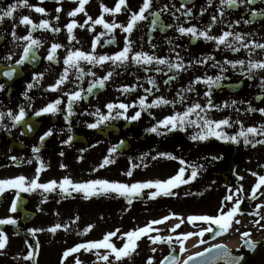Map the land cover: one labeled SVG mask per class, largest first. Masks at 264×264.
I'll return each instance as SVG.
<instances>
[{"label": "flooded vegetation", "instance_id": "flooded-vegetation-1", "mask_svg": "<svg viewBox=\"0 0 264 264\" xmlns=\"http://www.w3.org/2000/svg\"><path fill=\"white\" fill-rule=\"evenodd\" d=\"M116 3L117 0H88L85 5L87 15L81 12L70 17L68 13L78 6L77 0H60L59 3L57 0H27V4H24L23 0H0V8L5 10L10 4L17 5L13 16L6 17L0 22V84L4 85L0 90V112L11 111L16 114L23 105L27 113L25 120L33 125L32 131L29 132L24 122L12 127V121L7 116L0 122L4 125L0 127V180L24 176L26 178L24 187H30L31 180L37 177V169L40 168L37 183L57 182V186L51 191L42 188L22 191L6 187L0 194V220L16 221L14 224H0V233L6 237L5 247L0 249V264H69V258L63 256L66 250L81 243L102 240L110 226L123 220L124 224L115 229L121 238L122 234L126 233V220L129 227L139 224L145 217L151 219L150 221L158 220L161 215L157 213L164 210L168 211L167 215L171 219L181 217L183 212H188L191 216H216L220 205L219 183L227 174L228 163L229 177L236 176L234 159L240 160L243 152L238 153L237 147L228 143L231 147L229 160L222 167V159L214 160L212 157H222L223 140L216 137H209L207 140L191 139L202 131L197 124H186L183 130L177 128L172 131L161 127L158 129L161 133L159 135L147 129L156 126L168 116L183 113L195 103L207 105L209 97L205 93L209 91L208 86L203 82L194 84L193 81L197 77L215 78L217 75L224 77L219 86L211 89L210 96L212 104L220 107L206 113L200 112V115L214 121L229 119L231 126L222 127V131L228 136H233L230 131L236 129V121L240 119H237L238 116H250L253 113L262 115L259 111L248 112L247 109L249 105L254 109H264V87H261L264 70L251 73L252 78H249L242 74L239 65L233 69L224 61L244 60L246 72L248 60L264 61V49L253 48L249 56V49L243 47L238 52H233L224 45L217 48L215 41L193 39L189 35L182 36L176 30V25L184 27L195 25L198 29L205 30L212 24V17L217 16V22L212 25L210 35L219 36L224 31H232L242 34L246 44L251 45L253 42L264 44V14H260L264 13V0H256L254 4H239L235 8L225 6L222 17L219 14L220 0H212L211 5L208 0H190L186 5L192 10V16L189 18L181 12H176L175 17L170 14L181 7V0H154L151 9L145 12L147 19L140 21L130 36L120 28L109 32L103 25L93 24V21L101 16L102 4L111 9ZM142 3L143 0H127L128 10H122L114 15L104 13V19L107 23L126 25L131 12L138 11ZM165 4L169 6L170 11L162 13L160 21L163 25L172 24L173 27L161 30L157 25L155 30H152L153 17L150 13L159 11ZM173 4L175 8L172 7ZM33 6L44 8L45 13L36 12ZM57 8H61V11L57 12ZM202 8L206 9L203 15ZM253 11L258 15L253 17L251 15ZM25 16L36 25L48 20L49 28L37 27L32 30L33 38L40 41V47L34 49L36 59L35 61L29 59L23 65L16 66L15 62L20 59L26 44V41L20 38L28 35L31 28V25L20 23L21 18ZM89 16L92 20H88ZM246 19L251 22L244 23ZM72 21H75L77 27L72 32L74 39L70 40L66 25ZM236 21L240 23L236 24ZM52 29L59 31L54 32ZM126 36L132 42L130 56L136 52H145L175 60L178 52L185 64H190V67L186 71L176 73L167 72V69L161 66L164 71L157 73L154 70L155 65L145 72L143 67L135 65L131 60L126 66L120 67L110 61L103 65H93L81 60L79 69L64 64L69 51L80 50L97 57L114 55L123 49ZM231 39L232 37H229V40ZM109 40L114 42L107 43ZM169 40L172 41L175 51L171 50ZM54 43L62 47L55 53L56 60L50 62L46 57ZM239 46L240 42H234L233 47ZM9 54L12 55V59H4ZM208 56L214 59L203 64L197 63L201 58ZM214 64L219 66L213 67ZM9 65L16 67L12 79L3 75L4 71L9 70ZM66 67H69V71L65 82L57 90H51L50 86L56 84ZM222 67L226 70L221 71ZM80 69L84 73L82 79L78 78L81 75ZM109 71L113 72V75L105 82V87L95 88L92 94H88L86 90L90 83ZM34 74H42V78L34 80ZM172 75L177 78L170 85H165L164 81ZM148 77L156 80L158 90L152 89L146 103H151L158 97H164L174 103L148 108L141 112L137 120H131L130 117L140 111L139 106L129 107L124 116L110 118L96 128L88 127L89 124L96 123L101 115L109 114L107 104L132 105L140 97L147 95L145 89L152 88L147 83ZM29 83L33 84L30 90L27 89ZM124 86H135V91L124 93L121 91ZM189 87L192 88L191 91H181ZM25 91L31 98L30 101L23 95ZM76 91H81L82 98L73 102V114L65 120L68 114L69 95ZM177 93L184 97L182 102ZM57 99L61 100L58 112L35 116L36 111ZM233 101L236 102L234 105ZM122 111L115 108L111 116L116 117L117 113ZM188 119L198 121L197 113H192ZM50 129L53 134L41 143L40 137ZM34 147L40 148L39 153H33ZM113 148L115 151H111ZM249 150L250 153L251 151L261 153L264 157V144L256 143L255 146L251 145ZM169 155L175 159H169ZM11 157L16 159L12 160ZM106 158L112 162L101 167ZM181 160L184 161L183 165L180 163ZM181 167L185 168L184 179L190 177L193 168L197 169L198 174L190 183L170 189V195H164L156 187H146L139 191L143 195L141 198H132L128 194L121 195L118 192L102 193L97 190V194L86 199L82 191L77 192L70 187L67 191H62L59 187L65 177L74 183L107 180L132 185L142 184L143 181H166L175 176ZM129 172L130 176L127 175ZM217 185L219 188L216 190ZM206 191H209L208 197ZM153 193L158 194L153 197ZM129 199L132 201L130 204ZM13 201L16 202L15 211H11ZM212 207L213 214L206 213L211 211ZM57 224L61 225L59 229L55 232L49 231ZM89 225L93 227L86 232L85 229H88ZM192 226L207 227L209 224L195 221L192 222ZM259 231L264 233V221L258 229L252 230V235L247 239L253 242L260 241L264 234L258 238L256 235ZM203 238L205 243L198 246L199 249L207 245V239L205 236ZM165 249L166 254H175L177 250L179 252L176 242L166 243ZM185 250L187 251L182 254L186 256L193 253V250L188 251L187 246ZM239 251L240 248L236 250ZM29 252H32L33 256L25 259ZM106 252L109 250L104 248L91 251L80 249L70 256L74 257L73 263H76V259H89L97 253ZM261 252L263 255H259ZM245 264H264V248Z\"/></svg>", "mask_w": 264, "mask_h": 264}, {"label": "snow or ice", "instance_id": "snow-or-ice-1", "mask_svg": "<svg viewBox=\"0 0 264 264\" xmlns=\"http://www.w3.org/2000/svg\"><path fill=\"white\" fill-rule=\"evenodd\" d=\"M59 2H60V0H57V3H59ZM77 2H78V6L74 10H72L71 12L68 13V15L70 17H74L78 13H81V12H84L85 15H87V13L85 12V5L88 3V0H77ZM189 2H190V0H181V7L175 9V12H171L170 14L175 17L176 12H181V14L184 15L186 18L191 17L192 16V10H191V8L186 7L187 3H189ZM255 2H256V0H220L219 14L221 17L224 15L223 8L225 6L228 8H235L239 4H243V3L254 4ZM23 3L27 4V0H23ZM153 3H154V0H143V3L139 7V10L136 12H131V14L129 16L128 23L126 25L117 24L115 22L107 23L104 19V13H109V14L114 15L116 13H120L122 10H128L127 0H117L115 7L111 8V9L102 4L101 5V8H102L101 16L98 17L97 19H95L93 21V24L94 25H103V27L106 30H108L109 32L113 31L116 28H120L124 33H127L130 36L131 33L133 32V30L135 29V27L138 25V23L140 21L147 19V17L145 16V12H148L151 9ZM208 3H209V5H211L212 0H208ZM16 7H17L16 4H10V5H8L6 10L3 8H0V22H3V20L6 17H9V18L12 17L14 11L16 10ZM172 7L175 8V5L173 4ZM34 10L38 13H45V9L41 8V7H34ZM56 11L60 12L61 8H57ZM169 11H170L169 6L167 4H165L159 9V11H153L150 13L153 17V20L151 21L152 30H155V27L157 25H159L161 27V30H164L165 28L173 27L172 24L163 25L162 22L160 21L161 14L162 13H169ZM204 11H206V9L202 8L201 9V15H203ZM260 14H264V13H260ZM251 15L254 17V16H257L258 13L253 11L251 13ZM58 18L59 17H57V19ZM177 19H178V17H177ZM88 20H92V18L89 16ZM216 22H217V16H213L212 17V24L208 25L205 30H200L195 25H192L189 27H184L182 25H176V30L182 36L183 35H189L193 39L203 38L205 41H215L217 48H219L221 45H224L226 48L231 49L233 52L240 51L241 47L249 49V56H251V54H252L251 50L253 48L264 49V44L254 43V42L251 45L246 44L244 42L242 34H240V33H233L232 31H224L219 36L210 35L209 33H210L211 28H212V25H214ZM250 22H251L250 20H247V19L244 20V23H246V24L250 23ZM20 23L24 24V25H31V28L29 30L28 35L20 38V39H23L24 41H26V44L23 48V53H22L20 59L16 60V62H15L16 66L23 65L25 63V61H27L29 59H31L32 61H35V59H36V53H35L34 49L40 47V41L33 38L32 30L36 29L37 27L42 28V29H48L49 28V21L48 20H43L40 23V25H36L27 16L22 17ZM85 23H88V21H85ZM235 23L239 24L240 21H236ZM79 26L83 27V25H79ZM66 27H67V30L69 33V39L70 40L74 39V37L72 36V32H73V29L75 27H77V24L75 23V21H72V22L68 23L66 25ZM229 28H231V25H229ZM52 31L58 32L59 29H52ZM13 36H14V38H16L14 31H13ZM229 37H232V39L229 40ZM98 39H99V37H97V40ZM236 41L240 42L239 47H233V44ZM113 42H114L113 40L107 41V43H113ZM168 43L171 47V50L175 51V47L172 46V41L169 40ZM131 45H132L131 40L128 39V37L126 36L125 37V45H124L123 49L121 51L117 52L116 54L111 55V56L101 55V56L97 57L92 53H85V52L80 51V50L69 51L66 58L64 59V64L69 66V67L75 66L79 69V61H81V60L86 61V62L93 64V65H96V64L103 65L105 62L110 61L113 65L120 67V66H126L127 62L129 60H131V62L134 63L135 65L143 67L145 72L149 71L150 67L152 65H155L156 67L154 70L157 73L163 72L164 68L167 69V72L179 73L181 71H186L187 68L190 67V64L189 65L185 64L183 58L180 56V54L178 52L176 53V59L175 60H172V59L167 58V57H157L155 55H151V54H148L145 52H136L130 56V53H132ZM60 47H62L60 44H55V43L52 44L51 48L49 50V54L46 57V59L49 60L50 62L55 61L56 60L55 53H56L57 49H59ZM94 50H95V41L93 42V52H94ZM4 59L11 60L12 55L9 54V55L5 56ZM211 59H214V58L211 56H208L205 58H201L200 60L197 61V63L203 64V63H206L207 60H211ZM224 63L231 65V67L233 69H236L237 66L239 65L242 74L247 75L249 78H252L250 75L251 73H253L255 71L264 70V61H257V60H251V59L248 60L246 72L244 71L245 64H246V62L244 60H236V61L225 60ZM161 66H164V68H162ZM217 66H219V65L218 64L213 65V67H217ZM69 67L65 68L64 73L57 80L56 84L50 86L51 90H53V91L57 90L59 88V86L65 82L67 75H68ZM225 70L226 69H224L223 67L221 68V71H225ZM167 72H165L164 74L167 75ZM15 73H16V67L9 65V70L4 71L3 75L5 77H7L8 79H12V77L14 76ZM80 73H81V75L78 78L82 79L83 75H84L82 69H80ZM88 74L93 75V76L95 75V73H88ZM112 75H113V72L109 71L103 77L92 81L90 83V86L86 90L87 93L92 94L93 89H95V88H104L105 82L108 81ZM38 77L42 78V74H34L33 79L36 80ZM176 78L177 77L175 75L168 76V79H166L164 81L165 85H170L171 82L174 81ZM222 79H224V77L220 76V75H217L215 78L210 77V76H206L204 78L197 77L196 80L193 81L194 84L203 82L208 86L209 91L205 93V95L209 97L207 105L201 106L199 103H195L192 106L188 107L183 113H176L174 115L168 116L164 120L159 121L156 126L150 128V129H147V131L155 132L159 135L161 133L158 131V129L161 127L167 128L169 131H172V130H176L177 128H180V130H183V128L186 124H197V126L201 127L202 131L200 133H198L197 135L192 136L191 139H193V140H207L209 137H216L217 139H221L224 141H231L232 143H239L240 138H243V142L245 145L252 143V141L249 140V134H251L253 136H256V135L264 136V125H261L260 128L248 127L245 129L242 124H241V130L237 133V135L228 136L226 133H224L222 131V127L223 126H229V127L231 126L229 119L214 121V120L206 118V116L200 115V112L206 113L208 110L220 107L218 105L212 104L210 96H211V89L214 86H219ZM147 83L152 86V88L145 89V93L147 95L140 97L138 99V101L134 102L132 105H128L125 103H119V104L109 103V104H107L106 107L109 110V114L108 115H101L96 123L89 124L88 127L89 128H96V127H98V125L100 123L107 121L110 118H118L120 116H124L125 112L127 111V109L129 107L139 106L140 111H137L135 113V115L130 117L131 120H137L140 117L141 112L148 109V108L158 107V106L166 105L169 103H174V101H169V100L165 99L164 97H158L155 100H153L151 103H146V101L148 99V95L152 94V89L156 88L158 90L156 80L153 77H148ZM32 87H33L32 83L27 84L28 90L32 89ZM261 87H264V79L261 80ZM3 88H4V85L0 84V90H2ZM191 90H192V88L189 87L188 89H182L181 91L183 92V91H191ZM121 91L124 93L133 92V91H135V86H124L121 89ZM23 95L29 101L31 100V98L28 97L27 91H25L23 93ZM177 96L179 97V100L181 102L184 100V97L182 95H180V93H177ZM81 98H82L81 91H76V92L72 93L71 95H69L68 114L65 116V120H68L69 117L73 114L72 113L73 102L76 100H79ZM257 99H260V97H257ZM60 103H61V100L57 99L54 103H50L47 106L43 107L42 109L36 111L35 116L38 117V116H41L42 114H45V113L55 114L56 112L59 111L58 105ZM232 103L234 105L236 102L233 101ZM225 107H227V105H225ZM115 108L122 109L123 111L118 112L116 117H112L111 112ZM197 110H199V112ZM247 111L248 112L259 111L262 115H264V109H254L251 107V105H249ZM194 112L197 113L198 121H200V123H198V121H193V120L188 119V117ZM26 115H27V113H26L25 107L23 105H21L19 107L18 113H16V114H13L11 111H8L7 113L0 112V122L3 121L5 116H7L12 121V127H15L16 125L21 124V122H24L27 130L30 132L33 129V125L30 123H27V121L25 120ZM125 118L128 119V117H126V116H125ZM236 123H240V122L237 121ZM3 126L4 125L2 123H0V127H3ZM52 134H53V132L51 129L48 130L47 132H45L44 135L40 137L41 143H43V141L45 140L46 137L51 136ZM256 143L264 144V139L257 140ZM253 146H255V144H253ZM32 151H33V153H39L40 148L34 147L32 149ZM111 151H115V148H113ZM62 154L63 153H61V155ZM168 158L169 159H175V157H172L170 155L168 156ZM222 158L223 157H212V159H214V160L215 159H222ZM11 159L15 160L16 157H11ZM111 162L112 161H110L109 159L106 158L104 160V162L101 164V167H104L106 164L111 163ZM180 163L183 165L184 161L181 160ZM62 167H63V165H62ZM40 171H41V169L38 168L37 169V177L35 179L31 180L30 187H24L25 179H26L24 176H19V177H16L14 179L0 180V194H2L5 191L6 187L7 188H17V189H20L22 191H30V190L35 189V188H42L45 191L54 190V188L57 186L56 181H50L47 184L37 183L38 178H39L38 174ZM197 174H198L197 169L193 168L191 171L190 177H188L187 179H184L183 177L185 175V168L181 167L179 172L175 176L170 177L166 181L157 180L155 182L149 181V182L143 183V184L136 183V184H132V185H127V184L118 183V182H109L107 180H93V181H89L86 183H74L71 179L65 177L60 182L59 187L61 188L62 191H67L68 187L72 188L73 190H75L77 192L82 191L85 193L86 199L90 195L97 194V190H99V192H102V193L118 192L121 195L128 194L129 196H131L133 194H138L141 189L146 188V187H156V188L160 189L164 195H170L171 194L170 189L177 187L180 184L190 183L192 180H194L196 178ZM127 175L130 176L131 172L127 173ZM252 175L258 176V182L253 186L251 194L248 197L249 199L257 198V191L259 189H261V186H264V176H260L257 173H252ZM239 179H243V177H239ZM242 191H243V189L241 187L240 189L237 190V193H233L231 195L224 197L225 201H230V202L233 201L234 196L237 197L235 199V201L233 202V206L227 212L224 211L223 201H222V206L219 209V214L217 216L193 215V216H190L187 218L189 223H192L195 221H203V222H206L207 224H209V227H207L205 229H201V231L198 233L189 232V233H185V234H181V235L176 236L175 239L180 243L181 253H183L185 251L183 241L187 240L189 237L195 235V236H199L202 238L204 236L205 232H213L214 235H218L221 233H225L229 229V227L231 225V221H232L233 217L239 211L240 204L243 200V196L240 195V193H242ZM157 194L158 193H153L152 195L154 197ZM261 195H264V192H261ZM128 202L130 204L132 202L131 199H129ZM260 207H264V205H258L257 206L258 209ZM15 210H16V202L13 201L11 211H15ZM169 218L170 217L165 216L161 219L150 221L144 227H141V228H138L136 230L129 231L127 233L122 234L121 238L126 237L127 239H126V242L123 244V246L120 248H117L115 246V244L111 242L112 237L116 236V232H109V233L104 235L102 240L90 241L87 243H81V244H78L71 249L66 250L64 252L63 256H64V258H66L71 253L77 252L80 249H84L85 251H91L93 249L104 248V249H108L110 251L104 255H100L99 253H97L98 258L100 260H103L105 262H109V256L114 255L115 260L120 261L122 258L130 256V254L136 248V241L139 240L141 238V236L146 235V234H148L154 230L152 228V225L162 224V223L166 222ZM177 218L180 219V223H177L171 229L172 232H175V230L180 227V224L184 222L183 218H179V217H177ZM76 219L78 220L79 217H76ZM262 219H264V217H262ZM236 222L239 223V221H236ZM6 223L14 224V223H16V221L12 220V219L0 220V224H6ZM255 223L259 224L260 221L257 220V221H255ZM211 225H216L218 231L214 232ZM60 227H61V225L57 224L55 227L49 229V231L55 232ZM91 227H93V226L89 225V228L85 229V231L87 232ZM33 231H35V230H33ZM117 231H119V230H117ZM248 236H250V233H242V237H248ZM149 239H151L153 243L166 241L169 244H171L173 237L171 235H169L167 237H161V236L157 235L155 237L149 236ZM5 243H6V237L3 235V233H0V249H3L5 247ZM200 243L201 244L205 243V241L203 239H201ZM244 243L250 250H255V248H256L255 242L251 241L250 239H247L244 241ZM153 252H155V249H153ZM32 256H33V253L29 252L28 256L25 257V259H29ZM217 259H224L225 264H240V260L242 259V257L232 256L230 251L227 249L226 246L220 245V244H215V245L210 246L209 248L204 249V251H202V252H197L194 255H189L183 261V264H214V261ZM77 264H80L79 260H77ZM109 264H111V262H109ZM147 264H153L152 258H149ZM161 264H179V261H178L176 256L171 255V253H170L169 256H166L164 258V260L161 261Z\"/></svg>", "mask_w": 264, "mask_h": 264}, {"label": "rangeland", "instance_id": "rangeland-1", "mask_svg": "<svg viewBox=\"0 0 264 264\" xmlns=\"http://www.w3.org/2000/svg\"><path fill=\"white\" fill-rule=\"evenodd\" d=\"M237 119H239L237 121H239L240 123H236V125H237L236 129L230 131L233 133V136L237 135V133L241 130V124L243 125V127L245 129L248 127L260 128L261 125H264V116L257 114V113H253L250 116H242V117L238 116ZM230 124H231V122H230ZM226 130L228 131V133H230L228 128ZM259 139H263V136H261V135L253 136V135L249 134V140L252 141V143H249L248 145L244 144L243 138H240L239 143H232L230 141L232 144H234L233 145L234 147H237L236 149H237L238 153L243 152V157L240 160L234 159V164L236 167V172H235L236 176H234L233 178L229 177V174H228L229 163L226 166L227 174L225 175V178L221 179V183H219V185H220L219 209L221 208L222 201H223L224 211L227 212L233 206V202L235 201V199L237 197L234 196L233 201H231V202L225 201L224 197L231 195L233 193H237V190L240 189L241 187H242L243 191H242V193H240V195L243 196V200L240 204L239 211L233 217V218L238 217L237 221H239V223H237L236 221L233 222V219H232L231 225L228 229V234H227L228 236L219 240L222 243L228 244L230 241L236 240L237 239L236 237L240 233L246 232L247 229L249 228V226H251L252 228L257 227L258 224H256L255 221H257V220L261 221L262 220V218L250 220L249 217H251V216H249V214H250V212H252L253 208L249 204L250 200L248 198L251 194L253 186L258 182V176H253L252 173H257L260 176H264V157H263V155L261 153L255 152V151H253V152L251 151V153H250V150H249L250 146L253 144H256L255 141H257ZM230 150H231V148L229 147V145L226 144V146H222V157H223L222 158V162H223L222 167L224 164L227 163V160H229L228 155H229ZM224 160H225V162H224ZM239 177H243V179H239ZM224 180L227 183L226 186L224 185ZM147 182H149V181H143V183H147ZM218 188H219V186L217 185L216 190ZM143 189H141V190H143ZM263 189H264V186L261 189H259L257 191V193L262 191ZM208 196H209V191H206V197H208ZM260 199L262 200L261 202H264L263 196H260ZM219 209H218V213H219ZM210 210L211 211H208L206 213L213 214V207L210 208ZM167 214H169V213L166 210H164L160 213H157V215H161L162 218L167 216ZM187 214H190V213L183 212L182 217H184V218L188 217ZM261 217H264V215ZM150 220L151 219L146 218V217L142 218V220L140 221L139 224L133 225L131 227H129V223L126 220V233L129 231H133V230H136L138 228L146 226L150 222ZM121 224H124L123 220L115 223V225H112V227L110 226L108 233L109 232H115V229H117ZM152 228L154 229L152 232L141 236V238L136 241V248L130 254V256L124 257L120 261H116L114 255H110L109 256V262H111V264H147L149 258H152V261L154 264L156 262V260L159 259L160 256H162V254L165 253L166 250H165L164 246L161 245L162 243H160V242L153 243L152 240L149 239V236L155 237V236L159 235L161 237H167V236L171 235L173 237L172 242H174V241H176V239H175L176 236L192 232V230L196 231L197 228H199V227L193 228L191 226H187L186 224H184L183 226L177 228L175 230V232H173L174 233L173 235L171 234L172 231H171L170 227H167L166 223H162V224H158V225H152ZM194 237H195V235H194ZM258 237H261V233L259 234V232H258ZM126 239H127L126 237H124L122 239L119 238L118 234L116 233V236L112 237L111 242L114 243L117 248H120L126 242ZM193 240H195V239H193ZM153 249H155V252H153ZM106 253H103L100 255H104ZM259 255H263V253L261 252ZM68 258L70 260V262H68L69 264H77L78 259H76V263H73V261L75 260L74 257L68 255ZM261 258H262V256H261ZM79 262H80V264H109V262H105L103 260H100L98 258V255L92 256L89 259H80Z\"/></svg>", "mask_w": 264, "mask_h": 264}, {"label": "water", "instance_id": "water-1", "mask_svg": "<svg viewBox=\"0 0 264 264\" xmlns=\"http://www.w3.org/2000/svg\"><path fill=\"white\" fill-rule=\"evenodd\" d=\"M260 246H264V241L260 244ZM256 248H257V246H256ZM256 248H255V250L253 251V252H251L250 251V253L249 254H247V253H242V254H238V255H234V254H232L231 252V255L232 256H235V257H242V259L240 260V264H242L244 261H245V259H246V257L249 255L250 257H252V255L256 252ZM244 249L245 250H248V249H246V247H244ZM183 264V263H182ZM214 264H225V260L224 259H217V260H215L214 261Z\"/></svg>", "mask_w": 264, "mask_h": 264}, {"label": "bare ground", "instance_id": "bare-ground-1", "mask_svg": "<svg viewBox=\"0 0 264 264\" xmlns=\"http://www.w3.org/2000/svg\"><path fill=\"white\" fill-rule=\"evenodd\" d=\"M237 246L236 242L235 241H230L226 247L227 248H235Z\"/></svg>", "mask_w": 264, "mask_h": 264}]
</instances>
